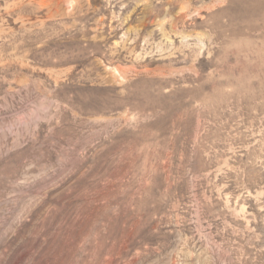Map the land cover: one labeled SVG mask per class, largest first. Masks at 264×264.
Here are the masks:
<instances>
[{"label":"rangeland","instance_id":"374dc122","mask_svg":"<svg viewBox=\"0 0 264 264\" xmlns=\"http://www.w3.org/2000/svg\"><path fill=\"white\" fill-rule=\"evenodd\" d=\"M0 264H264V0H0Z\"/></svg>","mask_w":264,"mask_h":264}]
</instances>
